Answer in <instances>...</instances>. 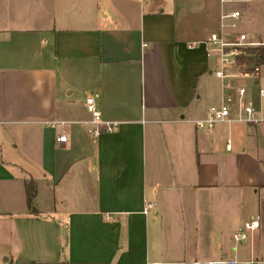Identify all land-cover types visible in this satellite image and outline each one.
Here are the masks:
<instances>
[{
    "label": "crops",
    "instance_id": "0c3cea01",
    "mask_svg": "<svg viewBox=\"0 0 264 264\" xmlns=\"http://www.w3.org/2000/svg\"><path fill=\"white\" fill-rule=\"evenodd\" d=\"M235 8L264 43V0ZM221 11L216 0H0V264H264V123H239L234 108L197 126L235 93L208 43ZM232 82L264 117V64ZM90 96L115 132L89 135Z\"/></svg>",
    "mask_w": 264,
    "mask_h": 264
},
{
    "label": "built area",
    "instance_id": "2783aa9c",
    "mask_svg": "<svg viewBox=\"0 0 264 264\" xmlns=\"http://www.w3.org/2000/svg\"><path fill=\"white\" fill-rule=\"evenodd\" d=\"M221 6L222 11L219 16L218 30L214 32L209 40V45L214 52L218 53L221 69L216 72V77L224 82V89L227 91L235 90L234 95H227L220 106H212L208 117L197 122L201 129H212L217 124L230 121L232 111L237 112L236 121L244 124L264 123V117L259 113L253 103L246 102L247 90L244 87H235L233 79L257 80L261 76V63L256 54L251 51L263 47L264 43L252 42L249 35L241 31L243 13L235 8L240 4H254L257 0H216ZM238 69L234 75L232 70ZM259 97L264 100V88H259ZM86 108L91 115L92 126L89 135L99 138L103 133H113L116 124L107 122L103 119L101 110L97 104V96H90L86 100ZM57 142L68 143L67 136H61ZM230 149V146L227 147ZM150 207V205H149ZM260 229L258 219L247 221L243 227L234 234L233 239L237 243H246Z\"/></svg>",
    "mask_w": 264,
    "mask_h": 264
},
{
    "label": "trees",
    "instance_id": "16d2710c",
    "mask_svg": "<svg viewBox=\"0 0 264 264\" xmlns=\"http://www.w3.org/2000/svg\"><path fill=\"white\" fill-rule=\"evenodd\" d=\"M251 54H256L261 64H264V46L251 51ZM27 203L31 213H36L34 208V200L37 197V184L30 180L26 183Z\"/></svg>",
    "mask_w": 264,
    "mask_h": 264
},
{
    "label": "rangeland",
    "instance_id": "374dc122",
    "mask_svg": "<svg viewBox=\"0 0 264 264\" xmlns=\"http://www.w3.org/2000/svg\"><path fill=\"white\" fill-rule=\"evenodd\" d=\"M235 71H237V72H238V69H235Z\"/></svg>",
    "mask_w": 264,
    "mask_h": 264
}]
</instances>
